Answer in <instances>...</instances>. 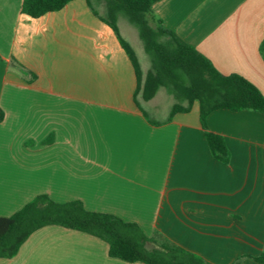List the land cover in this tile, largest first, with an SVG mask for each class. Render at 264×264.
<instances>
[{
  "label": "crops",
  "instance_id": "0c3cea01",
  "mask_svg": "<svg viewBox=\"0 0 264 264\" xmlns=\"http://www.w3.org/2000/svg\"><path fill=\"white\" fill-rule=\"evenodd\" d=\"M22 3L0 0V216L40 194L81 200L210 264H264L255 259L264 254V113L209 114L230 151L221 161L198 101L167 121L171 109L156 117V95L144 101L152 114L142 103L144 114L134 65L88 0L40 17ZM153 10L221 72L245 76L264 94V0H159ZM0 264L145 263L111 256L98 236L49 225Z\"/></svg>",
  "mask_w": 264,
  "mask_h": 264
},
{
  "label": "trees",
  "instance_id": "16d2710c",
  "mask_svg": "<svg viewBox=\"0 0 264 264\" xmlns=\"http://www.w3.org/2000/svg\"><path fill=\"white\" fill-rule=\"evenodd\" d=\"M71 1L23 0L22 12L40 17L47 12L61 10ZM157 1L88 0V3L115 30L129 55L138 79L134 99L144 114L150 118L142 101L151 100L162 88L175 98L167 121L172 120L178 112H189L198 101L201 123L210 149L215 157L228 162L229 148L225 138L209 128V114L220 108L233 111L251 109L264 113V94L245 76L221 72L195 46L166 28L154 14L153 5ZM99 6L104 7V13L100 12ZM122 16L137 28L144 49L150 56L151 64L146 74L136 50L121 34L118 22ZM260 50L264 56V41ZM13 62L23 67L17 60ZM4 117L5 112L0 108V123ZM49 225L98 236L109 244L111 256L129 262L210 264L163 235L149 238L137 222L126 221L112 213L88 210L81 200L58 202L47 194L36 196L11 216H0V257H14L34 231ZM151 242L154 245H150ZM255 259L264 263V254ZM234 264H241L240 259Z\"/></svg>",
  "mask_w": 264,
  "mask_h": 264
},
{
  "label": "rangeland",
  "instance_id": "374dc122",
  "mask_svg": "<svg viewBox=\"0 0 264 264\" xmlns=\"http://www.w3.org/2000/svg\"><path fill=\"white\" fill-rule=\"evenodd\" d=\"M99 10L101 13H104L103 6H99ZM118 24L122 35L131 43V45L136 50L137 55L141 61L142 68L144 72H146L147 69L150 67L151 59L144 49V45L139 36L137 28L133 24H131L130 21L124 16L119 19ZM157 96L159 103L158 108L160 110V113H158L156 117L162 118L170 111L171 106L175 102V98L170 95L164 88L161 89L160 92H158ZM142 103L144 104L145 108L149 111V113H151L150 107L146 105L144 101H142Z\"/></svg>",
  "mask_w": 264,
  "mask_h": 264
}]
</instances>
